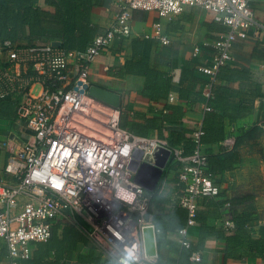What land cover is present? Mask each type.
<instances>
[{"label": "built area", "instance_id": "obj_1", "mask_svg": "<svg viewBox=\"0 0 264 264\" xmlns=\"http://www.w3.org/2000/svg\"><path fill=\"white\" fill-rule=\"evenodd\" d=\"M250 2L125 0L114 23L98 33L84 49H65L52 42L16 45L5 40L0 43L5 55L0 65V83L5 88L0 96L11 95L18 100L17 119L31 134L0 171V238L5 240L9 255L5 264H23L22 260L31 258L35 243L49 239L53 225L59 220L81 230L113 264H158L157 257L145 255L143 237L130 247L127 235L114 233L115 246H112L80 218L84 216L85 205L90 216L97 215L99 204L117 196L120 203L133 205V214L139 215L135 221L140 232L143 226L154 225L158 241L161 229L155 226L151 215L147 217L151 194L131 168L136 150L146 154L157 145L172 150L180 193L170 198L167 205H180L187 210V222L177 228V233L181 246H191L190 229L196 225L200 200L216 197L222 190L221 184L207 172L209 154L201 140L202 119L193 131L195 148L189 155L184 154L180 145L170 146L166 139L145 138L120 129L117 138L102 140L76 129L73 123L87 98L83 90L86 83H91L92 65L116 36L132 35L134 10H153L160 16H169L200 6L214 13L215 20L227 30L214 41L215 54L210 63L199 67L208 79L205 90L211 96L219 70L233 59L237 38L245 36L249 29H253L255 36H260L261 29L264 31V24L256 20ZM262 3L264 10V0ZM153 30L144 36L155 37L162 44L171 42L172 36L163 31L161 23H154ZM200 51V46L194 48L195 55ZM261 79L264 83V75ZM174 98L175 94L170 93V99ZM211 109L205 105V110ZM110 124L120 128L119 117H113ZM235 141L236 134L230 133L224 144L231 149ZM140 163H144V156ZM170 188L168 177H163L158 192L168 195ZM224 225L232 229L235 222L227 217ZM190 260L200 262L202 255L193 251Z\"/></svg>", "mask_w": 264, "mask_h": 264}, {"label": "crops", "instance_id": "obj_2", "mask_svg": "<svg viewBox=\"0 0 264 264\" xmlns=\"http://www.w3.org/2000/svg\"><path fill=\"white\" fill-rule=\"evenodd\" d=\"M47 1L36 0L42 6L46 5ZM123 1L125 0H84L87 6L86 13L91 23L97 27V34L114 23L116 15L121 11ZM250 4L256 20L264 24L262 0H251ZM156 22L161 23L163 31L172 36L169 44H162L155 37L144 36L154 31L153 25ZM131 24L132 35L116 36L111 45L101 52L89 74L91 83L122 95L121 108L116 110L102 104L103 110L100 111L84 104L83 112L78 116L100 122L102 132L97 130L107 139L120 136V129L123 128L111 125L110 121L116 116L120 118L121 110H126L130 119L139 120L144 124L163 121V124L168 126V129L165 127L162 129L165 135H168L169 130L173 128L193 130L204 115V102L193 99L197 86L201 87L198 85L199 78H207L199 71V67L210 63L215 54L213 43L227 28L215 20L212 11L200 6L188 7L180 14L169 16H160L153 10L136 9L133 11ZM252 30H247L245 36L237 38L232 50V61L222 66L218 72L213 85L216 86L217 92L214 106L216 111L223 114L224 137L216 143L205 144V149L210 154L232 150L240 156V161L222 175L220 184L223 195L218 196L217 200H226L224 205L205 208L200 202V210L206 213L207 223L215 227H225V219L227 217L232 219L233 211L253 214L257 220L253 232L257 235L260 226L264 225V83L261 79L264 75V31L261 29L260 36H255ZM42 42L62 44L60 39L33 36V44ZM196 46L201 48L198 55L194 54ZM4 59L5 55L0 49V65ZM144 61L146 66L142 72H138ZM4 88L5 86L0 83V93ZM36 88L38 89L39 86L37 85ZM181 88L190 91L193 100L181 98ZM203 92L208 96L205 87ZM170 93L175 94L172 100ZM5 98L16 100L11 95L0 96V99ZM169 106L179 107L181 116H176L174 109ZM81 125L96 131L94 126L87 123ZM254 126L258 128L253 130ZM230 133L236 134V141L233 148L228 149L224 141ZM30 135L17 119V108L15 119L0 118V144L3 145L0 147V171L4 169L10 155L19 150ZM138 136L166 139L159 135L155 127L146 128L144 133ZM142 164L137 165L134 170L135 175L144 181L148 193L152 195L158 190L161 180L154 186L153 180L156 175L154 169L149 166L144 167ZM167 167L160 179L168 177L170 181V192L163 196L165 206L173 208L167 203L170 202V198L177 197L180 193L176 182L178 170L175 166ZM66 225L62 221L59 230L61 235H64ZM178 226L173 225L164 239L163 237L158 239L159 256H162V261L165 263L179 264V252L182 246L178 242ZM136 229L138 241L142 235L138 226ZM199 229L198 224L190 229V238L193 242L197 240ZM78 231L87 239L81 230ZM87 242L79 241L73 256L70 260L64 261V264H77L79 257L89 253L90 248H93L95 255L100 258L94 264L112 262L88 239ZM221 246L223 243L221 244L211 235L203 249L201 264H221L223 261L219 251ZM35 248L34 245V251ZM8 260L7 244L3 238H0V264H5ZM22 263L26 264L25 260H22ZM242 264H264V261L260 257L246 256Z\"/></svg>", "mask_w": 264, "mask_h": 264}, {"label": "trees", "instance_id": "obj_3", "mask_svg": "<svg viewBox=\"0 0 264 264\" xmlns=\"http://www.w3.org/2000/svg\"><path fill=\"white\" fill-rule=\"evenodd\" d=\"M87 6L84 0H48L46 5H39L36 0H0V43L5 40H11L16 45L33 44V36H46L51 39H60V47L65 49H84L93 40L97 34V27L91 23L86 13ZM146 66L145 61L139 67L138 72H142ZM131 71V70H129ZM200 71V70H199ZM194 101L204 102V115L202 118L204 133L201 137L205 144H213L224 137L223 114L215 110L216 104V86L212 89L211 96H206L203 88L207 84V78H199ZM180 90L181 98L191 99L190 91ZM193 101V102H194ZM192 102V101H191ZM212 107L211 110H205V105ZM172 108V106H169ZM17 100L5 98L0 99V118L13 120L16 117ZM174 109L176 116H181V109ZM119 127L141 135L146 128L155 127L159 135L166 137L170 146H182L184 154L193 153L195 142L193 140V131L180 130L173 128L169 134L165 135L162 130L167 125L160 122H148L144 124L139 120H132L126 110H121L119 118ZM254 126L252 129H257ZM251 129V130H252ZM208 170L217 182L222 181L223 173L234 167L240 161V156L229 150L220 154L208 153ZM174 166V159L171 158L167 168ZM223 192L218 196H222ZM216 197H204L200 200L207 208L208 206L224 205L226 200H217ZM199 202V204H201ZM233 203V202H232ZM231 203V204H232ZM233 221L235 227L226 229L225 227H215L207 223V215L202 210H198L196 224L199 225V234L196 241L191 240L190 247H183L179 252V264H194L190 260L193 251H198L203 255L207 239L215 237L223 246L219 247L223 261L221 264H242L246 256L260 257L264 261V225L260 226L257 235L253 232V227L257 223L256 217L250 213H240L233 211ZM151 219L155 226L160 230L163 239L166 233L173 225L184 226L187 222L188 213L185 208L176 205L168 208L164 204V196L155 190L150 198L149 212L147 217ZM135 220L139 218L134 214ZM62 221L55 223L52 227V234L46 241L35 243L34 256L31 259H24L26 264H64V261L70 260L81 240L87 242V239L80 234L78 228L74 225L64 227V235L59 233ZM53 253V258H51ZM100 258L95 255L94 249L90 248L89 253L82 254L77 264H94ZM158 264H171L162 261V256L157 258ZM103 264H112L110 261H104ZM197 264H201L197 262Z\"/></svg>", "mask_w": 264, "mask_h": 264}, {"label": "rangeland", "instance_id": "obj_4", "mask_svg": "<svg viewBox=\"0 0 264 264\" xmlns=\"http://www.w3.org/2000/svg\"><path fill=\"white\" fill-rule=\"evenodd\" d=\"M85 102L93 107L96 110H103V106L100 102H96V100L92 98H86ZM97 104V105H95ZM89 109V108H88ZM83 112V109H82ZM85 113H88V111H84ZM81 123H87L90 126H94L95 130H102L101 123H97L91 120H88L85 116H75L73 126L82 131L85 134L100 138L102 140H108L106 136L102 135L101 133L94 130L87 129L81 125ZM102 132V131H101ZM132 204L125 205L119 202L117 196H114L112 200L106 204H99V207L96 209L97 215L92 213V216L89 214V210L87 209V206L85 205V210H83L84 216H80L81 220L84 221V223L93 229H96L97 233L104 238L109 244L112 246H115L114 244V233L116 234H122L127 235L128 239V245L130 247H133L134 244H136L137 237H136V221L134 218L132 208ZM123 221V222H122ZM113 231V235H112ZM111 232V234H110Z\"/></svg>", "mask_w": 264, "mask_h": 264}, {"label": "water", "instance_id": "obj_5", "mask_svg": "<svg viewBox=\"0 0 264 264\" xmlns=\"http://www.w3.org/2000/svg\"><path fill=\"white\" fill-rule=\"evenodd\" d=\"M60 46V42H54ZM87 97L92 98L103 105L109 106L116 110H119L122 106V95L104 86L95 83H86L83 90ZM144 156V163L142 166H149L155 171L153 182L154 186L161 180L164 169L167 167L171 160L172 150L168 147L157 145L151 152L144 154L143 150H136L134 152V158L131 162V168L135 170L137 165L140 164L142 157ZM139 181L145 186L142 179ZM153 186V188H154ZM154 225H148L142 227L143 245L145 255L148 257L159 256V246L157 241V235Z\"/></svg>", "mask_w": 264, "mask_h": 264}, {"label": "bare ground", "instance_id": "obj_6", "mask_svg": "<svg viewBox=\"0 0 264 264\" xmlns=\"http://www.w3.org/2000/svg\"><path fill=\"white\" fill-rule=\"evenodd\" d=\"M85 104H87L86 102H85ZM97 131V130H96Z\"/></svg>", "mask_w": 264, "mask_h": 264}]
</instances>
